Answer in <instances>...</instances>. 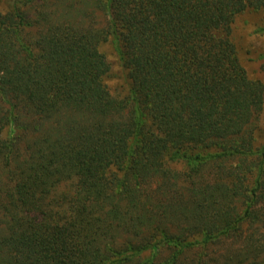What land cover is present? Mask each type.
<instances>
[{
    "label": "trees",
    "instance_id": "trees-1",
    "mask_svg": "<svg viewBox=\"0 0 264 264\" xmlns=\"http://www.w3.org/2000/svg\"><path fill=\"white\" fill-rule=\"evenodd\" d=\"M247 11L264 0L0 6V264H264Z\"/></svg>",
    "mask_w": 264,
    "mask_h": 264
},
{
    "label": "rangeland",
    "instance_id": "rangeland-1",
    "mask_svg": "<svg viewBox=\"0 0 264 264\" xmlns=\"http://www.w3.org/2000/svg\"><path fill=\"white\" fill-rule=\"evenodd\" d=\"M16 1L18 2L19 0H0V6L2 8H6L7 5L13 4ZM235 32L243 49L251 53L248 54L246 58L250 75L252 77H258L260 62L262 63L264 61V12L247 11L246 13L242 14L237 20ZM103 50L110 54V59L114 63V70L112 72L113 75L115 77L121 75L122 68L119 64V61H117L114 56V48L109 45H105ZM250 57H258V61ZM259 144H264V114L262 118V132L259 136ZM199 254L200 252L197 250H193L191 252L189 251L187 253L184 252L183 255H181L180 261H184L183 259L185 258L190 261V259L196 255L199 256ZM157 264H159V262Z\"/></svg>",
    "mask_w": 264,
    "mask_h": 264
}]
</instances>
